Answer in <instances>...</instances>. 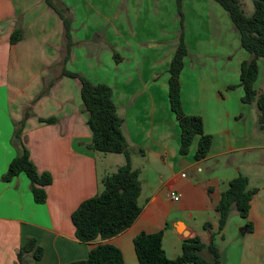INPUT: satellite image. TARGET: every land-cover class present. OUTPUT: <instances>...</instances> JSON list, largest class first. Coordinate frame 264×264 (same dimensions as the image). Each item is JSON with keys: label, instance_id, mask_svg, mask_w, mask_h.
Listing matches in <instances>:
<instances>
[{"label": "crops", "instance_id": "0c3cea01", "mask_svg": "<svg viewBox=\"0 0 264 264\" xmlns=\"http://www.w3.org/2000/svg\"><path fill=\"white\" fill-rule=\"evenodd\" d=\"M55 1L63 5L60 0ZM62 8L66 13L71 10L69 6ZM50 11L54 13L44 0H0V264H17L16 253L29 238H34L43 249L38 261H33L30 254L24 257L29 264H69L87 258L100 241L79 242L74 236L71 214L82 201L96 196L102 190V179L126 161L123 154L107 157L110 154L89 148L91 133L78 83L62 77L61 71L78 58L76 46L90 45V38L77 41L74 22L65 14L71 21L72 47L64 64L66 41L62 20L57 15L54 18ZM47 21L56 28L51 41L47 40ZM17 27L22 30V39L11 45L10 36ZM63 42L65 52L60 61ZM186 46L189 55L192 47ZM29 48L43 60L35 67L27 65L25 57ZM111 52L112 58L114 53L118 58L117 62L113 58L116 73L109 82L89 81L112 89L130 164L139 172L141 212L129 228L105 242L121 251L124 264H138L133 239L142 232L153 234L162 230V248L171 260L181 255L185 240L199 238L202 244L210 245L211 233L220 253L218 242L224 241L227 224L222 231L218 230L216 207L229 182L241 175L238 165L245 163L230 155L264 149L257 128L258 107L251 117L250 132L242 131L236 127L237 108L230 110V82L225 80L212 86L210 91L214 93L211 101H207L203 98L208 99L204 90L209 85L197 82L195 88L193 83L188 87L183 81V68L180 75L183 111L202 118L204 134L211 136L212 141L204 159H194L198 137L193 139L188 153L181 155V133L170 109L168 79L163 82L156 74L142 73L138 54L130 44H117ZM25 113L29 118L25 121L22 141L38 172H47L52 177L42 205L35 204L25 175L20 174L7 183L1 181L10 161L20 153L12 137L14 124ZM52 118L55 119L52 124L39 122ZM98 160L103 165H98ZM230 165L234 166L230 168ZM248 181L249 188L255 189L249 178ZM257 190L248 215L252 230L249 232L245 227L243 237H253L264 225V188ZM170 192L179 195L178 202L169 198ZM232 212L237 214L234 208ZM206 224L208 229L204 227ZM177 225H182L180 232ZM263 243L248 245L242 263L264 264ZM202 255L212 260L207 251ZM220 264H223L221 256Z\"/></svg>", "mask_w": 264, "mask_h": 264}, {"label": "trees", "instance_id": "16d2710c", "mask_svg": "<svg viewBox=\"0 0 264 264\" xmlns=\"http://www.w3.org/2000/svg\"><path fill=\"white\" fill-rule=\"evenodd\" d=\"M62 20L64 38L66 41L67 57L72 47L71 21L65 15V9L55 0H44ZM227 13L234 31L237 33L241 48L250 55L240 66L239 85L243 89L241 102L251 104L256 102L259 116L258 120L264 124V95L258 94L254 84L259 74L258 60L264 59V0H252L254 10L247 16L239 0H214ZM179 3V1H178ZM179 16L181 13L179 12ZM22 38L20 28L10 36V44L14 45ZM188 54L183 39V32L178 38V45L168 68V99L170 109L174 114L180 128L179 153L186 155L195 137H198L195 160L204 159L210 149L212 138L204 134L202 118L197 115H186L181 102L180 75L184 68V59ZM114 60L118 58L113 54ZM61 76L75 80L79 86V95L87 117V126L91 133L89 148L96 153L123 154L125 164L114 173L102 179V190L94 197L82 201L71 214L75 238L85 244L99 240L88 253L87 258L69 264H124L121 251L106 240L122 233L138 218L141 207L138 198L141 192L139 172L132 169L127 151V142L122 133V119L117 114L113 101L112 89L105 84H93L78 73L69 71L64 66ZM235 89V86H229ZM29 114L25 113L23 119L14 124L12 143L17 145L20 153L14 157L2 175V182H10L23 174L29 180L30 192L35 204L46 202V187L52 183V177L47 172L39 173L30 159L28 149L22 141L25 121ZM44 124H52L55 119H39ZM257 189L249 188L248 178L238 175L229 182L228 188L221 194L216 207L218 214V230L222 231L227 224L232 208L238 216L248 219L250 202ZM206 229L209 225L204 226ZM247 230H252V224L247 220ZM164 232L153 234L140 233L133 239L134 252L138 264H220V253L214 245V234L211 233V243L206 246L199 238L185 240L182 243L181 255L168 259L162 248ZM207 251L212 260H206L202 253ZM30 254L33 261L43 256V249L34 238H29L22 244L16 253L17 264H29L25 256Z\"/></svg>", "mask_w": 264, "mask_h": 264}, {"label": "rangeland", "instance_id": "374dc122", "mask_svg": "<svg viewBox=\"0 0 264 264\" xmlns=\"http://www.w3.org/2000/svg\"><path fill=\"white\" fill-rule=\"evenodd\" d=\"M60 1L64 5L60 4L61 7L71 8L65 14L74 22L76 40L90 38V45L79 43L76 46L78 58L66 65L68 70L77 72L88 80L109 82L116 73L111 51H114L117 44H130L138 54L142 73L147 71L149 75L156 74L161 77L159 81L164 82L165 78L168 79L169 64L178 45L180 33L183 32L185 44L192 47V53L184 59V84L190 87L193 83L195 88L197 82L207 83L209 88H205L204 92L208 99H203L211 101L209 99L214 91L211 93L210 88L225 80L230 82V86H235V89H230V110L237 108L236 127L250 132L251 117L254 110L257 111V104L253 102L255 106L251 108L244 105L240 101L244 92L238 86L241 63L249 60L250 55L241 48L227 13L214 0ZM239 1L244 13L250 16L254 10L252 0ZM51 13L56 18L57 14ZM46 24L49 32L47 40L51 41L56 35V28L52 27L51 21ZM18 28L20 27L16 29ZM31 40L34 41L33 36ZM26 51L28 67H35L43 62L34 49L29 48ZM64 52L63 42L60 61ZM258 66L259 74L254 89L258 94L264 95V59L258 60ZM224 93L222 91V95ZM257 128L264 143V124L258 121ZM107 157L115 155L110 154ZM230 157H237L245 162L238 167L241 166V175L248 176L252 188H264V149L257 152H239ZM102 163V160H98V165H103ZM233 166L230 165V168ZM247 220L240 218L235 212L230 214L224 241L218 242L223 264H243L247 246L264 242V225L256 230L253 237H243L242 231ZM167 256L170 258L169 254Z\"/></svg>", "mask_w": 264, "mask_h": 264}, {"label": "built area", "instance_id": "2783aa9c", "mask_svg": "<svg viewBox=\"0 0 264 264\" xmlns=\"http://www.w3.org/2000/svg\"><path fill=\"white\" fill-rule=\"evenodd\" d=\"M169 198L174 201V202H178L179 201V195L174 193V192H170L169 193Z\"/></svg>", "mask_w": 264, "mask_h": 264}, {"label": "water", "instance_id": "95a60500", "mask_svg": "<svg viewBox=\"0 0 264 264\" xmlns=\"http://www.w3.org/2000/svg\"><path fill=\"white\" fill-rule=\"evenodd\" d=\"M176 228L178 229V231L180 232L181 231V229H182V225L180 226V225H177L176 226Z\"/></svg>", "mask_w": 264, "mask_h": 264}]
</instances>
